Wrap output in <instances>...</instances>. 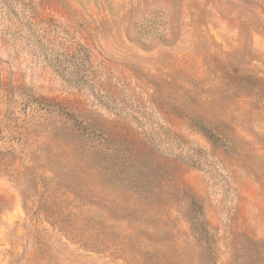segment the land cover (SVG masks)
Listing matches in <instances>:
<instances>
[{
    "label": "rangeland",
    "instance_id": "1",
    "mask_svg": "<svg viewBox=\"0 0 264 264\" xmlns=\"http://www.w3.org/2000/svg\"><path fill=\"white\" fill-rule=\"evenodd\" d=\"M0 264H264V0H0Z\"/></svg>",
    "mask_w": 264,
    "mask_h": 264
}]
</instances>
